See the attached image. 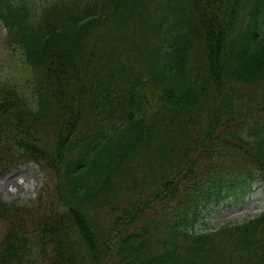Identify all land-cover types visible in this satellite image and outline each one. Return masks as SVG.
<instances>
[{
	"label": "trees",
	"instance_id": "trees-1",
	"mask_svg": "<svg viewBox=\"0 0 264 264\" xmlns=\"http://www.w3.org/2000/svg\"><path fill=\"white\" fill-rule=\"evenodd\" d=\"M0 264H264V210L199 231L264 181V0H0Z\"/></svg>",
	"mask_w": 264,
	"mask_h": 264
},
{
	"label": "rangeland",
	"instance_id": "rangeland-1",
	"mask_svg": "<svg viewBox=\"0 0 264 264\" xmlns=\"http://www.w3.org/2000/svg\"><path fill=\"white\" fill-rule=\"evenodd\" d=\"M6 29L0 22V78L20 74L13 70V60L4 45ZM42 170L33 164L24 165L0 178V197L8 204H30L41 192L46 183ZM243 195L231 196L218 205L208 204L202 209L199 231L210 230L227 222H243L264 210V182L257 181Z\"/></svg>",
	"mask_w": 264,
	"mask_h": 264
}]
</instances>
